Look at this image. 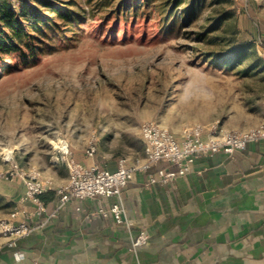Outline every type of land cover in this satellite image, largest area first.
Wrapping results in <instances>:
<instances>
[{"label": "rangeland", "instance_id": "374dc122", "mask_svg": "<svg viewBox=\"0 0 264 264\" xmlns=\"http://www.w3.org/2000/svg\"><path fill=\"white\" fill-rule=\"evenodd\" d=\"M55 1L87 15L62 20L42 6L41 53L0 62V223L22 181L4 177L10 156L69 177L66 148L142 160L145 122L181 135L264 121V0H192L189 16L191 0ZM243 44V60L219 58Z\"/></svg>", "mask_w": 264, "mask_h": 264}, {"label": "crops", "instance_id": "0c3cea01", "mask_svg": "<svg viewBox=\"0 0 264 264\" xmlns=\"http://www.w3.org/2000/svg\"><path fill=\"white\" fill-rule=\"evenodd\" d=\"M70 155L88 166L118 168L116 158ZM36 168L55 185L68 180V173ZM160 168L177 167L162 161L138 170L123 189L132 230L99 212L118 202L117 196L71 199L56 210L51 190L45 193L47 212L29 221L33 231L14 247L0 236V264H264V138L234 153L201 156L188 174L147 188L148 173ZM24 186L21 181L14 191L16 223L23 211L35 209ZM141 231L149 241L134 250L132 238Z\"/></svg>", "mask_w": 264, "mask_h": 264}, {"label": "built area", "instance_id": "2783aa9c", "mask_svg": "<svg viewBox=\"0 0 264 264\" xmlns=\"http://www.w3.org/2000/svg\"><path fill=\"white\" fill-rule=\"evenodd\" d=\"M141 134L145 141L144 163H129L122 157L118 160V168L110 170L97 165L88 166L71 156L66 148L64 159L69 168V177L64 184L55 185L52 179L42 177L41 171L36 167L19 164L13 156L6 158L8 169L4 172L6 179L19 178L26 187V196L33 201L35 209L31 212L23 211V220L15 222L18 210L10 214L9 219L0 223V232L8 240V245L14 247L17 239L33 231L35 225L29 221L35 217H42L47 212V204L41 195L48 191H55L58 198L57 209L61 208L71 199L90 197H119V201L109 206H101L99 212L104 216L112 217L119 225L132 230L133 222L127 216V211L121 200L123 189L134 178L138 170L149 171L153 165L162 161L176 165L175 170L160 168L148 173L146 186L155 188L160 183L173 182L178 176L186 175L192 171L196 160L204 155H212L219 151L234 153L244 150L252 141L264 138V121L256 126L246 129H218L216 126L207 129L201 124L186 128L181 135H176L170 129L156 122H145L141 126ZM89 156L96 152L94 146L86 151ZM55 215V212L53 213ZM147 231H141L132 238V248L149 241Z\"/></svg>", "mask_w": 264, "mask_h": 264}, {"label": "trees", "instance_id": "16d2710c", "mask_svg": "<svg viewBox=\"0 0 264 264\" xmlns=\"http://www.w3.org/2000/svg\"><path fill=\"white\" fill-rule=\"evenodd\" d=\"M189 2L186 16L193 13V1ZM42 6L47 7L51 13L56 14L62 20H71L70 18L87 15L81 9H72L70 5L60 4L55 0H42ZM42 6L23 5L22 9L18 11L9 1L0 4V62L4 61L6 55H14L27 60L35 58L41 53L43 50L41 44L44 42L42 39L44 29L41 20L47 17ZM246 48L245 44L240 45L219 58L235 64L243 60ZM45 195V193L41 195L44 200L46 199Z\"/></svg>", "mask_w": 264, "mask_h": 264}]
</instances>
